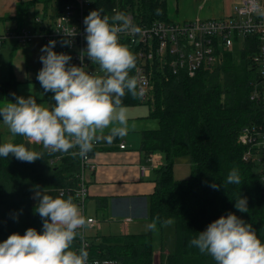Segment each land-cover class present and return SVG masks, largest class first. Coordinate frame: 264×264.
<instances>
[{
	"label": "trees",
	"instance_id": "trees-1",
	"mask_svg": "<svg viewBox=\"0 0 264 264\" xmlns=\"http://www.w3.org/2000/svg\"><path fill=\"white\" fill-rule=\"evenodd\" d=\"M68 1L30 0L19 3L18 12L42 5L44 11L50 8L56 14ZM89 4V11L100 8L109 16L114 8L130 13L137 26L167 20L166 0H90ZM241 43L242 47L223 52L217 64L203 67L193 76L183 71L163 74L154 66L150 101L142 102L138 95L129 93L121 98L126 108L146 105L147 117L158 121L157 129L142 133L141 150L146 158L153 153L163 157V163L152 169L155 188L148 196L147 207L148 220L156 223L159 238L167 226L162 222L172 221L173 242L160 264H215L190 240L228 212L243 217L264 240L262 182L256 165L243 160L246 148L238 142L243 127L262 122V105L250 98L252 83L257 79L252 62L257 37L243 38ZM134 70H130L131 76ZM17 83L11 71L8 80L0 82V101L15 100ZM25 140L15 135L12 142ZM33 150L42 152V158L34 162L20 161L12 154L0 158V241L13 232L22 235L28 227L41 230V217L35 213L37 200L32 197L37 186L45 194L71 197L76 203L79 162L73 149L53 152L38 146ZM179 157L188 159L189 174L178 179L174 163ZM233 168L242 177L240 186L225 182ZM212 182L221 187H210ZM240 194L248 202L249 209L244 213L234 207ZM98 238L90 241L93 257L111 258L118 264H153V232ZM78 242L77 237L74 248Z\"/></svg>",
	"mask_w": 264,
	"mask_h": 264
},
{
	"label": "clouds",
	"instance_id": "clouds-1",
	"mask_svg": "<svg viewBox=\"0 0 264 264\" xmlns=\"http://www.w3.org/2000/svg\"><path fill=\"white\" fill-rule=\"evenodd\" d=\"M83 24L86 50L79 57L80 66L69 63L70 53L54 50L56 40H49L40 48L42 67L36 80L43 92L39 95L51 92L54 104L38 103L32 95L13 94L14 101L0 105V122L13 136L27 137L29 144L26 148L25 143H0V158L9 154L23 162L42 158V152L33 150L29 141L53 152L77 148L73 154L86 157L101 138L111 142L129 131L121 98L126 93L139 94L137 78L129 74L136 67V56L120 42V37L124 33L139 34L141 29L126 13L115 11L109 16L100 8L89 11ZM69 44L70 40L61 41L62 46ZM85 55L102 74L85 69ZM105 129L109 130L107 135ZM225 182L240 186L238 169L233 168ZM210 187L221 185L212 182ZM33 199L37 200L35 213L41 217V230L28 227L22 235L13 232L0 241V264H88L86 247H73L79 230L87 224L79 206L71 197H53L38 186ZM234 207L247 212V198L240 194ZM162 223L168 225L172 221ZM148 228L155 230L156 223H150ZM197 233L190 244L210 255L215 264H264V240L234 212L219 216Z\"/></svg>",
	"mask_w": 264,
	"mask_h": 264
},
{
	"label": "built area",
	"instance_id": "built-area-1",
	"mask_svg": "<svg viewBox=\"0 0 264 264\" xmlns=\"http://www.w3.org/2000/svg\"><path fill=\"white\" fill-rule=\"evenodd\" d=\"M89 3L90 0H69L55 15L51 14L50 18L45 13L41 17H34L36 31L34 30L33 33L25 28L15 32H1L0 47L8 38L20 43H29L34 38H39L44 45L49 40H56L54 50L70 53L72 60L69 63L80 66L79 57L84 55L83 51L86 50L83 18L89 13L91 8ZM114 11H117V8H114ZM233 11L230 17L215 19L196 18L179 22L168 19L155 20L147 25L138 26L141 29L139 34H122L120 42L136 56L134 76L138 81V96L142 102H147L151 100V78L154 66L163 74L168 72L177 75L183 71L193 76L199 69L217 64L223 52H232L235 46L242 47L241 39L257 37V52L252 57L257 69V79L252 83L250 98L261 103L262 122L243 127L238 135V142L246 148L243 160L256 165L264 194V16L259 0H240ZM127 15L134 24L132 15L130 13ZM73 32L76 34L69 36ZM66 39L70 40V44L62 46L61 41ZM83 62L89 72L102 74L98 65L91 63L86 55ZM98 145L99 142H95L86 157L75 154L78 157L79 173L74 196L76 204L87 219V224L79 230L76 249L81 246L86 247L88 264H118L111 258L93 257L89 252L91 240L87 230L94 226L96 220L85 212L88 195L86 175L94 172L96 168L92 154ZM119 147L124 148L125 145L120 144ZM77 152L78 149L74 148L73 153ZM59 158L60 156H57L56 160Z\"/></svg>",
	"mask_w": 264,
	"mask_h": 264
},
{
	"label": "crops",
	"instance_id": "crops-1",
	"mask_svg": "<svg viewBox=\"0 0 264 264\" xmlns=\"http://www.w3.org/2000/svg\"><path fill=\"white\" fill-rule=\"evenodd\" d=\"M27 1L30 0H0V33L15 32L24 28V17L34 7L18 12V4ZM239 2L240 0H166L167 19L179 22L196 18L230 17ZM259 2H261V12L264 16V0ZM38 6L42 5L36 7ZM50 12L55 15L52 10ZM43 13L47 14L45 11ZM41 46L42 43L38 40L29 43H20L13 38L4 40L0 47V82L8 80L12 71L18 82L16 96L32 95L38 103L54 104L55 101L51 100L53 95L51 92L43 96L39 95L43 89L36 80V73L42 67L39 60ZM7 102L0 101V105ZM128 108H126L129 125L127 134L116 137L111 142L101 138L98 141V147H95L93 151L92 161L96 168L94 172L86 175L88 195L85 212L96 221L93 227L88 228L87 234L88 237L92 234L96 235L95 239L99 241L98 237L104 235L119 236L153 232V264H155L156 255L160 264L161 259L171 248L173 226L172 223L165 226L162 239L159 238L157 229L148 228L150 221L147 207L148 196L155 188V183L151 179L152 169L163 163V157L160 153H153L146 158L141 150V133L157 129L158 121L147 117V110L143 107ZM108 131L105 129L104 135H107ZM0 133L2 143L13 141L14 136L2 122H0ZM24 138L27 140V137ZM30 144L32 148L39 146L31 142ZM120 144H124L125 147L120 148ZM187 166H189L187 158L179 157L175 160L174 168L178 167L182 171V168ZM167 231L169 235L172 234L169 240L165 237Z\"/></svg>",
	"mask_w": 264,
	"mask_h": 264
},
{
	"label": "rangeland",
	"instance_id": "rangeland-1",
	"mask_svg": "<svg viewBox=\"0 0 264 264\" xmlns=\"http://www.w3.org/2000/svg\"><path fill=\"white\" fill-rule=\"evenodd\" d=\"M43 11H44V8L43 6H38V7H35L31 10H29V12L27 13V15L24 17V20H23V26L26 30H28L29 32L33 33L34 32V27H35V24H34V17H41L42 14H43ZM51 9L47 8L45 10V12L48 14L47 17L50 18V15H51ZM261 11H262V5H261ZM35 31H36V28H35ZM34 41H39L41 42V40L39 38H34L33 39ZM32 40V41H33ZM42 43V42H41ZM43 45V43H42ZM9 102V101H8ZM146 106V105H145ZM145 106L143 105H139V106H136V107H143L144 110L146 109ZM130 110V108H128ZM136 111H139L136 109ZM189 166L187 167H184L182 168V171H180V169L178 167L174 168V174H175V177L176 178H183V177H186L188 174H189ZM34 194V193H33ZM33 194H32V197H33ZM101 221V220H100ZM170 228V227H169ZM169 231H167L165 237L169 240L172 238V234L169 235L168 233ZM88 235V234H87ZM95 236L94 234L92 235H89V238H92V239H95ZM159 251V249H158ZM157 251V253H158ZM160 253V252H159ZM155 264H159V259H158V256L156 255V258H155Z\"/></svg>",
	"mask_w": 264,
	"mask_h": 264
},
{
	"label": "water",
	"instance_id": "water-1",
	"mask_svg": "<svg viewBox=\"0 0 264 264\" xmlns=\"http://www.w3.org/2000/svg\"><path fill=\"white\" fill-rule=\"evenodd\" d=\"M24 143H25V147L27 148L29 146L28 142L25 140Z\"/></svg>",
	"mask_w": 264,
	"mask_h": 264
},
{
	"label": "bare ground",
	"instance_id": "bare-ground-1",
	"mask_svg": "<svg viewBox=\"0 0 264 264\" xmlns=\"http://www.w3.org/2000/svg\"><path fill=\"white\" fill-rule=\"evenodd\" d=\"M141 132V131H140ZM142 134V133H141Z\"/></svg>",
	"mask_w": 264,
	"mask_h": 264
}]
</instances>
